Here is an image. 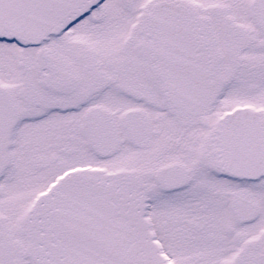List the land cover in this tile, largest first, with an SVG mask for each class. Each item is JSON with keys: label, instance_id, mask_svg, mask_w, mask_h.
Listing matches in <instances>:
<instances>
[{"label": "snow or ice", "instance_id": "snow-or-ice-1", "mask_svg": "<svg viewBox=\"0 0 264 264\" xmlns=\"http://www.w3.org/2000/svg\"><path fill=\"white\" fill-rule=\"evenodd\" d=\"M0 264H264V0H0Z\"/></svg>", "mask_w": 264, "mask_h": 264}]
</instances>
